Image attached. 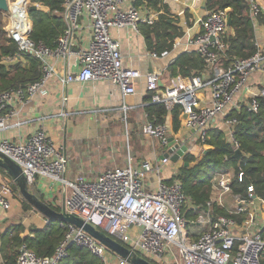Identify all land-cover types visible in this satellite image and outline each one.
I'll return each instance as SVG.
<instances>
[{
	"label": "built area",
	"instance_id": "2783aa9c",
	"mask_svg": "<svg viewBox=\"0 0 264 264\" xmlns=\"http://www.w3.org/2000/svg\"><path fill=\"white\" fill-rule=\"evenodd\" d=\"M134 1L65 0L61 15L66 28L57 39L55 49L27 37L29 29L27 16L21 10L23 6L11 1L8 13L2 15L8 38L17 44L18 55L3 59L1 63L13 66L22 56L29 55L40 62L41 76L26 88L0 93V134L9 128L19 129L24 123L18 117L25 107L35 96L47 94L46 86L55 76L50 63L52 57L76 58V71L67 72L62 84L84 85L102 79L118 87L123 96L134 95V84L141 72L123 65L120 44L111 36L113 28L140 33L141 23H154V15H142L133 5ZM244 1L252 19L264 15L263 2ZM17 17L22 21L19 27L14 24ZM228 18L229 10L205 11L197 21L202 33L188 39V46L205 63L203 74L177 75L167 83H163L160 74H147L149 103L162 104L169 111L179 107L183 114L187 135L178 145L194 141L202 145L207 131L217 128L235 153L240 143L235 136L239 122L234 114L240 110L247 114L259 112V98H264V33L262 41H256L257 50L252 57L236 59L225 67L223 40L228 33ZM81 21L90 35L86 47L74 52L72 45L81 29ZM168 55L167 50L160 54L149 53L154 60H163ZM168 131L164 124L147 122L141 134L167 146ZM0 154L20 168L28 185L48 183V188L60 198L59 212L78 217L145 259L160 264H262L264 197H257L252 186L247 188V198L232 196L229 190L231 170L217 172L220 178H214L207 208L194 220H188L186 211L194 209L186 208L188 201L180 183L177 180L166 182L162 176L165 169L172 166L169 158L136 164L129 158L125 166L108 168L95 180L80 174L69 181L65 177L64 148L49 139L41 128L26 139H0ZM173 175L176 173L172 171ZM237 176L241 181L243 173ZM12 196L10 185L0 184V211H10ZM225 197H231V209L226 208ZM215 206L226 209L231 217L215 214ZM27 213L40 219L43 226L49 224L34 209ZM20 214L17 224H21L25 212ZM60 225L65 227L66 233L53 256L39 257L27 245H21L13 264H59L67 257L70 246L84 248L104 264H117L116 259L118 264H130L82 230L64 223Z\"/></svg>",
	"mask_w": 264,
	"mask_h": 264
},
{
	"label": "trees",
	"instance_id": "16d2710c",
	"mask_svg": "<svg viewBox=\"0 0 264 264\" xmlns=\"http://www.w3.org/2000/svg\"><path fill=\"white\" fill-rule=\"evenodd\" d=\"M12 2L16 0H11ZM65 0H19L23 7L26 4V16L28 23L27 37L36 43H42L50 49H55L57 39L66 28L63 19L62 6ZM37 6V10L28 12V7ZM133 5L139 12L149 17L154 15V23L147 25L141 23L139 32L143 36L145 45L150 52L160 54L162 51H170L173 44L183 35L179 27V18L171 14L170 8L164 0H135ZM229 10L231 20L228 33L224 38L226 50L223 53L224 66L230 65L236 59H249L257 50L255 29L260 28L264 33V15L252 19L244 0H207L206 11ZM190 18L186 15V19ZM188 24V23H187ZM256 25V26H255ZM4 22L0 13V93L10 89L26 88L35 83L41 76L40 62L29 55H24L13 66L2 64V60L18 55L17 44L5 37ZM202 33L200 27L197 34ZM203 59L195 52L180 54L174 62L169 64L168 71L172 77L177 75L189 77L193 74L201 75L205 71ZM150 97L145 98L144 112L147 121L155 125L166 124L170 119L169 134L173 139H184L186 130L183 127V114L179 107L167 110L162 104L149 103ZM260 109L257 114H247L240 110L234 116L239 124L236 127V138L240 143L241 157L237 160L230 144L224 134L217 128H210L203 142L201 154L197 157L186 153L181 158V166L176 175L166 180H177L183 194L187 199L186 208H193L186 212L188 220L196 218V212L204 211L211 199V193L215 184L214 175L221 170L233 172L230 179L229 190L232 196L240 195L248 197L247 188L253 187L257 197H264V98H259ZM242 172L241 181H238V173ZM8 183L12 189L11 209L17 212H28L33 208L21 197L18 185L7 177L4 170L0 169V184ZM29 191V187L27 186ZM30 192V191H29ZM51 210L59 212L56 198L51 197L49 191L39 193L34 187L30 192ZM50 195H49V194ZM214 213L231 217L226 209L213 207ZM5 228L0 232V260L2 264H13L18 255V248L27 245L39 257L53 256L57 246L63 240L66 233L65 227L60 222H49L45 226H30L28 229L21 224L9 221L4 223ZM1 229V227H0ZM140 257V255L137 254ZM152 264H160L149 260ZM59 264H104L87 250L78 246H70L67 257ZM264 264V254L262 259Z\"/></svg>",
	"mask_w": 264,
	"mask_h": 264
},
{
	"label": "crops",
	"instance_id": "0c3cea01",
	"mask_svg": "<svg viewBox=\"0 0 264 264\" xmlns=\"http://www.w3.org/2000/svg\"><path fill=\"white\" fill-rule=\"evenodd\" d=\"M206 1L164 0V3L170 8L171 14L178 16V25L182 28L183 35L173 44L167 58L156 60L162 64V68L153 62L155 60L150 61V51L140 33H135L127 28L111 29V36L120 44L123 65L141 72L140 78L134 84V95L123 96L118 87L102 79L87 82L84 85L79 83L62 84L61 80L67 72L76 71V58L74 56L52 57L50 63L55 70V76L46 86L47 94L35 96L18 117V120L24 124L19 129H7L0 134V139L13 141L26 139L36 129H43L49 139L64 148L67 157L65 177L69 181L80 174L90 180H95L100 172L108 168L125 166L129 158L133 164L145 160L152 162L160 160L166 151V146L141 134L143 126L148 122L144 112L145 98L149 96L146 90L147 74H160L163 83H167L171 79L168 66L180 54L192 51L188 46V39L197 35L200 29L197 21L205 14ZM186 15H189L190 18L186 19ZM89 35V29L81 21V29L75 35L72 50L75 52L85 48ZM255 35L257 41L261 42L263 34L260 28L255 29ZM205 95L208 96V93L205 92ZM120 121H124V127L131 134L130 141H125L128 147H125V144L124 147H109L108 137H112V129L117 128V131L114 130L113 136L120 135L122 127ZM165 125L169 130V118ZM169 137H171L170 134ZM177 138L173 139L176 144L185 141V138L183 140H177ZM116 143L118 141L114 142V144ZM185 146L187 152L195 157L199 156L198 153L202 151V146L196 141L186 143ZM130 152L131 155H129ZM180 164L181 160L172 166L179 167ZM173 171L176 173L174 168ZM171 173L172 167L169 166L162 176L168 180L175 176H171ZM47 184L37 182L34 184V188L41 194L49 191L51 197L57 198L56 204L61 208L59 196L54 194ZM21 212L17 213L16 209L7 213L0 211V232L4 231L5 222H19ZM198 213L200 212H196V215ZM25 214L27 218L24 216L22 221L20 220L24 228L28 229L31 226V224L28 225V220L32 222V226H43L40 219L27 212ZM0 264H2L1 260Z\"/></svg>",
	"mask_w": 264,
	"mask_h": 264
},
{
	"label": "water",
	"instance_id": "95a60500",
	"mask_svg": "<svg viewBox=\"0 0 264 264\" xmlns=\"http://www.w3.org/2000/svg\"><path fill=\"white\" fill-rule=\"evenodd\" d=\"M11 0H0V13L6 14L9 11V5ZM37 6L31 5L28 7V12L37 10ZM231 23L230 18L227 20V25L229 26ZM154 59H150L152 61ZM162 68V64L159 61H153ZM185 117V116H184ZM168 152L164 153L161 158H169L172 164H178L184 154L188 153L187 148L185 145H178L173 140V138L169 137L167 141ZM234 157L238 160L241 157V152L239 150L235 151ZM0 169L4 170L7 177H9L14 183L18 185V189L20 192L21 197L41 216L46 218L49 222H60L68 225H72L102 246H104L109 252L118 256L119 258L126 260L130 264H152L143 257H139L136 254L132 253L128 250L125 246L121 245L120 243L116 242L115 240L111 239L104 233L99 230H96L89 224H86L84 221L75 217L73 215H68L64 212H55L51 210L48 206L43 204L35 195L30 193L27 189V181L25 177L22 175L20 168L15 165L10 159L5 157L4 155L0 154Z\"/></svg>",
	"mask_w": 264,
	"mask_h": 264
},
{
	"label": "rangeland",
	"instance_id": "374dc122",
	"mask_svg": "<svg viewBox=\"0 0 264 264\" xmlns=\"http://www.w3.org/2000/svg\"><path fill=\"white\" fill-rule=\"evenodd\" d=\"M19 0H16V1H14V3H16V2H18ZM260 2H263L264 3V0H259ZM19 6H21V5H19ZM21 8V7H20ZM21 10L24 12V14L26 15V4H25V7H22L21 8ZM26 19H27V17H26ZM2 21L4 22V26H3V30H4V32L6 33V36L5 37H7L8 38V32H7V30H6V23H5V21H4V19H3V15H2ZM120 123H121V125H122V127H121V129H120V135H118V136H113V133H114V130L115 131H117V128L116 129H112V137H108V140H109V143H108V145H109V147H124V144H125V147H128V145H127V142H125V141H130V139H131V134H130V132L128 131L127 132V130H126V128L124 127L125 126V123H124V121H120ZM119 132V131H118ZM129 134V135H128ZM115 139L114 141H112L113 139ZM105 141H106V139H104ZM116 141H118V143H116V144H114V142H116ZM101 145V144H100ZM107 145V144H106ZM126 153H127V151H126ZM132 153L130 152L129 153V155H131ZM201 154V152H199L198 153V155H200ZM128 155V156H129ZM131 158H132V156H131ZM180 166H181V164H180ZM172 167V171H173V168H174V170H176V173L178 172V166L177 165H173V166H171ZM170 167V168H171ZM174 172V171H173ZM231 174V173H230ZM214 178H217V179H219L220 178V176H218L217 174H215L214 175ZM27 186L29 187V191L30 192H32L33 191V187H34V184L33 185H28L27 184ZM53 192V191H52ZM53 197H55V196H53ZM56 198V197H55ZM56 200H57V198H56ZM231 206H232V199H231V197H226V208L227 209H231ZM18 213V212H17ZM20 215H22V214H20ZM26 215V214H25ZM24 216V215H23ZM25 218H27V216H25ZM16 221H18V219H16ZM29 222H28V225H32V222L30 221V220H28ZM13 222V221H12ZM116 263L118 264V259H116ZM112 264V263H111Z\"/></svg>",
	"mask_w": 264,
	"mask_h": 264
},
{
	"label": "bare ground",
	"instance_id": "6f19581e",
	"mask_svg": "<svg viewBox=\"0 0 264 264\" xmlns=\"http://www.w3.org/2000/svg\"><path fill=\"white\" fill-rule=\"evenodd\" d=\"M21 19H19V17H17L16 19H15V22H14V24H15V26H17V27H19L20 25H21Z\"/></svg>",
	"mask_w": 264,
	"mask_h": 264
}]
</instances>
